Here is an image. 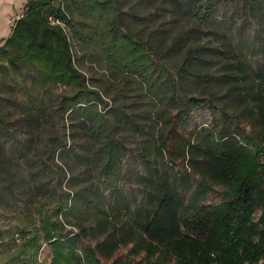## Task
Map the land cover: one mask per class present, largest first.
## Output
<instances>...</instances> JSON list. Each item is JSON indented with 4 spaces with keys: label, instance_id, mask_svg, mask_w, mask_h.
<instances>
[{
    "label": "trees",
    "instance_id": "obj_1",
    "mask_svg": "<svg viewBox=\"0 0 264 264\" xmlns=\"http://www.w3.org/2000/svg\"><path fill=\"white\" fill-rule=\"evenodd\" d=\"M70 35L123 81L112 106ZM58 87L76 94L54 102ZM0 210L22 219L0 231L13 264H47L44 246L50 264H264V0H29L0 47Z\"/></svg>",
    "mask_w": 264,
    "mask_h": 264
},
{
    "label": "rangeland",
    "instance_id": "obj_2",
    "mask_svg": "<svg viewBox=\"0 0 264 264\" xmlns=\"http://www.w3.org/2000/svg\"><path fill=\"white\" fill-rule=\"evenodd\" d=\"M29 0H0V47L3 46L6 40H8L14 28L16 21L24 14V7ZM232 5H229L223 12L226 16H231L232 12L230 8ZM83 33V32H82ZM247 39L251 40L254 34V28H251L247 32ZM88 35V34H85ZM74 47L75 59L78 67L83 71L88 80V89L94 92H100L105 101L109 103V106L114 104V97L119 98L118 95H115L117 91L121 90L124 86L121 85L123 81H114L111 77V74L108 70L107 63L100 61L98 58V49L93 45H88L85 41L79 40L75 38L74 35H70ZM79 38V37H78ZM90 46V47H89ZM250 64L253 67H257L261 64L258 59L250 57ZM35 87L31 85V82H28L26 88L23 89L22 93H16L15 95L8 96L9 98H13V100H18L19 102L26 101L27 94H34ZM76 94L72 89L58 87L53 90V101L60 103L63 101L65 97H73ZM33 96V95H32ZM29 99H27L28 102ZM101 108V107H100ZM56 111H59V106L56 107ZM68 115L65 116V118ZM55 123L54 126L56 128V132L61 139H64L65 135L67 137V142L71 145V141L69 140V124L67 123V119H63V114L57 112V116L54 115ZM212 123L211 114L207 109H202L195 115L194 124L199 127H209ZM20 139H24V135H20ZM43 150L45 149L42 146ZM129 152L124 162V170L128 175H133L137 173L136 170V161L138 159V151L137 146L135 145L134 140H129L128 142ZM57 164H61V160L58 157L55 159ZM78 166V165H77ZM74 173H69L67 177V181L64 184V189L70 193L74 192L75 195L77 192L82 189L81 186L86 180L90 179V176H87L86 172H82L83 169L78 168ZM83 173V174H81ZM86 175V176H85ZM89 177V178H88ZM100 179L96 181L97 186L100 185L101 189H104L103 181L104 177L99 176ZM82 178V179H80ZM80 180L84 182H80ZM70 181L69 184L72 185V188L75 191H71L66 188V185ZM126 189L130 194H140V190L137 189L136 186H133L128 182L126 185ZM105 190V189H104ZM103 191V190H102ZM106 191V190H105ZM109 190L106 191V194L109 195ZM221 202V197L218 193H214L209 198L210 204H218ZM21 216L18 215H6L0 210V231H4L6 229H11L16 227L21 223ZM74 221L73 218L70 219ZM70 230L74 229L71 226H68ZM1 243V242H0ZM87 245L94 246L96 243L94 241L86 242ZM129 249H122L120 252L121 256H127ZM40 262H45L47 264L51 263L50 250L47 246L41 251ZM0 264H13L10 258V252L4 250V247L0 244Z\"/></svg>",
    "mask_w": 264,
    "mask_h": 264
},
{
    "label": "built area",
    "instance_id": "obj_3",
    "mask_svg": "<svg viewBox=\"0 0 264 264\" xmlns=\"http://www.w3.org/2000/svg\"><path fill=\"white\" fill-rule=\"evenodd\" d=\"M51 21L53 22V23H55V21L53 20V19H51ZM58 23V22H57ZM59 24V23H58Z\"/></svg>",
    "mask_w": 264,
    "mask_h": 264
}]
</instances>
